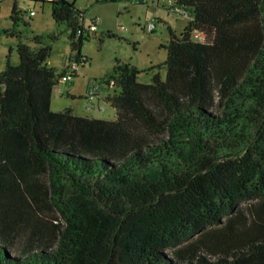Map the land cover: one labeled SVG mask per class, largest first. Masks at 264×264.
Listing matches in <instances>:
<instances>
[{
  "label": "trees",
  "instance_id": "1",
  "mask_svg": "<svg viewBox=\"0 0 264 264\" xmlns=\"http://www.w3.org/2000/svg\"><path fill=\"white\" fill-rule=\"evenodd\" d=\"M41 1L84 64L83 12ZM177 2L191 20L151 80L128 63L102 77L113 119L50 108L56 32L17 43L0 71V264H264V0Z\"/></svg>",
  "mask_w": 264,
  "mask_h": 264
},
{
  "label": "rangeland",
  "instance_id": "2",
  "mask_svg": "<svg viewBox=\"0 0 264 264\" xmlns=\"http://www.w3.org/2000/svg\"><path fill=\"white\" fill-rule=\"evenodd\" d=\"M83 12V24L88 27L94 19L99 22L90 37L82 45L84 64L73 65L69 59L70 43L68 29L57 24L51 17V4L41 0H17L20 14L13 21L11 11L14 0H0V71L9 62L18 63L17 43L22 41L30 46L33 38L56 32L58 39L51 44L52 51L47 61L57 72L66 71L70 76L66 82L60 81L54 89L50 108L53 111L71 107L79 114L91 113L102 119L115 118V109L106 101L113 87L101 82L102 77L118 63H128L138 70V80L146 83L151 80L156 68L166 60L164 46L169 39V31L181 34L191 20V12L186 14L174 11L181 8L177 0H69ZM33 11V14L30 12ZM152 24L151 30L148 25ZM164 76V69H160ZM75 74V76H71ZM99 83L96 97L88 99V85ZM102 107L103 111H99Z\"/></svg>",
  "mask_w": 264,
  "mask_h": 264
},
{
  "label": "built area",
  "instance_id": "3",
  "mask_svg": "<svg viewBox=\"0 0 264 264\" xmlns=\"http://www.w3.org/2000/svg\"><path fill=\"white\" fill-rule=\"evenodd\" d=\"M139 1L140 2H144L145 0H139ZM174 11H177V12H179L181 14H186V11L183 8L175 7L174 8ZM30 14H33V11H31ZM98 22H99L98 19H94L92 21V23L89 25L90 31H94L96 29ZM152 27H153L152 24H149L148 25V29L149 30H151ZM73 65L76 66L74 63H73ZM69 77L70 76L68 74H66V76H63L62 77V81L63 82L68 81L69 80ZM98 90H99V85L97 83H93L92 85H88V88L86 90V97L88 99H93L94 97H96V95H97L96 93H97ZM57 91L60 92V88L59 87L57 88ZM99 111H103V108L100 107L99 108Z\"/></svg>",
  "mask_w": 264,
  "mask_h": 264
},
{
  "label": "crops",
  "instance_id": "4",
  "mask_svg": "<svg viewBox=\"0 0 264 264\" xmlns=\"http://www.w3.org/2000/svg\"><path fill=\"white\" fill-rule=\"evenodd\" d=\"M98 95V94H97ZM74 109V108H73ZM75 112V111H74ZM76 114L78 115H82V116H92V117H95V118H98L97 116H95L94 114H92V111L91 113H87V114H79L78 112H75Z\"/></svg>",
  "mask_w": 264,
  "mask_h": 264
}]
</instances>
